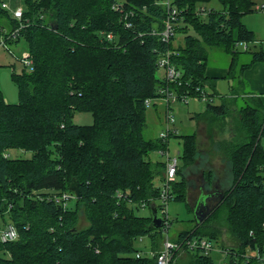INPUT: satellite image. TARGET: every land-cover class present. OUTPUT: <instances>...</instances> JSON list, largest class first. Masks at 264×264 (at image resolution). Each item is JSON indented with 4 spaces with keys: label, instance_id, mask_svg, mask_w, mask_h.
I'll return each mask as SVG.
<instances>
[{
    "label": "trees",
    "instance_id": "obj_1",
    "mask_svg": "<svg viewBox=\"0 0 264 264\" xmlns=\"http://www.w3.org/2000/svg\"><path fill=\"white\" fill-rule=\"evenodd\" d=\"M22 1L25 9L17 19L0 0V46L23 40L32 61L11 73L16 104L6 103L0 92V218L5 223L0 236L9 226L17 233L10 241L0 238V264H155L170 221L165 225L160 214L166 162H152L149 154L168 148L167 138L142 136L146 101L161 98L158 91L164 87L189 97L200 98L204 92L211 100L204 91L207 48L220 46L235 54L237 44L255 41L241 21L253 11L252 0H218L222 9L205 14L198 8L210 0H169L176 16L168 42L156 34L169 16L157 0ZM189 28L197 37L189 35ZM166 51L172 52L170 61L181 74L180 86L157 75L156 62ZM251 57L264 65V48L260 45ZM167 110L170 104H165V114ZM232 111L224 101H207L200 116L209 114L211 123L221 122ZM75 112L90 113L92 124L72 123ZM236 114L227 129L231 136L218 143L228 161L229 187L216 195L218 180L203 171L202 190L218 202L201 222L194 218L192 229L170 241L205 239L228 250L226 256L217 252L224 258L221 262L264 264L261 97H249ZM181 138L176 179L169 183L168 194L169 200L182 199L193 210L182 172L195 165L197 142L195 134ZM12 150L29 152L30 157H11ZM73 179L79 197L69 190ZM142 207L149 215L134 214V208ZM153 208L160 227L152 223ZM80 214L86 227L78 225ZM217 216L223 222L214 223ZM221 224L228 229L229 244ZM142 237L150 241V254L134 247ZM180 252L186 258L177 263ZM173 259L174 264H214L210 253L186 245Z\"/></svg>",
    "mask_w": 264,
    "mask_h": 264
},
{
    "label": "rangeland",
    "instance_id": "obj_2",
    "mask_svg": "<svg viewBox=\"0 0 264 264\" xmlns=\"http://www.w3.org/2000/svg\"><path fill=\"white\" fill-rule=\"evenodd\" d=\"M8 7V13L12 14L15 8L25 9V4L22 0H1ZM253 7L251 12L244 14L241 18L245 27L252 31L255 41L246 44L248 50L245 51L240 44L236 46L235 54L226 52L220 46H212L207 48V59L205 63L204 75L208 82L204 85V91L211 97V102L214 105L220 104L221 101L229 104L233 111L224 121H212L209 114L205 117L200 116L205 112L206 102L198 97H190L187 103L176 101L170 103V114L173 117L171 129L176 131V136H167V151L170 158L178 157L182 153V138L184 135L195 134L197 142L198 154L195 158V165L185 167L182 174L184 175L188 189L186 200L189 205L195 206V201L199 198L202 185L201 173L210 171L215 179L218 180L217 190L228 188L230 184V175L228 161L221 148L219 142L227 140L230 133V125L237 119V109L248 101L251 96H260L264 103V65L262 62H252L251 53L258 51L260 45L264 48V10H257V7L264 5V0H252ZM204 8L209 10H221L222 5L218 0H210L204 4ZM2 22V21H1ZM4 22V21H3ZM2 22V23H3ZM7 31V30H5ZM189 35L197 37L194 30L189 28ZM0 42L2 41V32L0 33ZM182 35L177 38L181 39ZM244 44V43H243ZM27 54V45L23 40L17 43H7L6 46H0V92L4 101L8 104H16L18 102L17 86L11 80V73H19L24 67L22 58ZM233 64V65H232ZM233 69L229 74V67ZM241 66H247L240 70ZM25 68H27L25 66ZM158 77L164 76V71L158 69ZM213 85V88L211 87ZM215 93V94H212ZM212 94V95H211ZM218 94V95H217ZM202 117V118H201ZM72 123L77 125L92 124V116L88 112H75L72 117ZM165 130V101L163 98H156L151 101V104L145 111V126L142 131V136L145 139H153L158 137ZM231 132V131H230ZM229 134V135H228ZM237 140V138H236ZM12 157L29 158V152L12 150L9 152ZM152 162L165 161L166 157L161 156L158 152L149 154ZM178 165L182 162L178 158ZM176 179V178H175ZM156 185H160V181L156 178ZM66 196V195H65ZM202 197V196H200ZM217 199L210 200L209 209L217 204ZM71 203L69 202V205ZM134 214L137 216L149 215V210L146 207L134 208ZM167 218L170 221V226L167 232V237L173 240L180 231L190 230L194 226V213L189 209L186 202L182 199H171L166 205ZM79 227L87 226L83 215H79ZM214 223L223 222L218 216L215 217ZM5 223L0 218V229ZM223 226V224H221ZM224 227V238L227 243L230 242V235L226 226ZM165 239L163 233L162 241ZM147 237H142L136 240L134 247L141 254H150V243ZM213 247L218 244L212 241ZM214 264H219L224 258L217 251L210 252ZM185 252L179 253L177 263L184 260Z\"/></svg>",
    "mask_w": 264,
    "mask_h": 264
},
{
    "label": "built area",
    "instance_id": "obj_3",
    "mask_svg": "<svg viewBox=\"0 0 264 264\" xmlns=\"http://www.w3.org/2000/svg\"><path fill=\"white\" fill-rule=\"evenodd\" d=\"M159 1L161 4H164L168 10V14L169 16L167 17V19L164 22V28L161 32L156 33L159 34L161 37V40L163 42H168L170 41V39L174 36V21H175V14L176 11L174 9L170 10V1L169 0H157ZM2 7L4 9H8L7 5L5 3L2 4ZM198 13L199 14H205L207 11V9L201 7L198 8ZM257 10H264V5H262L261 7H257ZM12 14L15 18L20 19L22 16V10L20 8H15L12 10ZM21 27V26H20ZM17 31L18 29L12 34V36H16L17 35ZM108 39L112 38L111 34H108L106 36ZM4 42L1 41L0 45H2ZM244 50L247 49L246 44L244 43H240ZM240 44H237V46H239ZM172 55V52L170 51H166L165 53H163V55H161L156 64L157 67L159 69H162L164 71V78L166 80V82H170V83H174L177 86L181 85V74L180 72L174 67V65L172 64V62L170 61V57ZM22 63L24 66L29 67L32 64V61L28 55V53L22 58ZM158 94H160L165 101L166 107L169 106L170 103L176 102V101H180L183 103H187V99L190 98L189 96L183 94V95H177L174 90H169L167 87H164L162 89H159ZM200 99L204 100L205 102L207 101H211L205 94L204 92L200 93ZM151 103V101H146V105L149 106ZM165 130L164 132H162L158 137L159 138H167L169 133H176V131L174 129L170 128V125L173 123V117L170 114V111L167 110V113L165 114ZM158 153L161 156H165V162H166V168H165V179L162 183L161 186V191H160V201L163 205V207L160 209V214L161 217L163 219V223L166 225V219H167V214H166V205L168 203L169 200V183L174 181L175 178V173H176V167H177V162H176V158H170L168 155V151L167 150H160L158 151ZM65 197L64 195L62 196V199L64 200ZM166 232V230H165ZM17 237V233L16 230L12 227L9 226L6 230H3L1 232V240L3 242L6 241H10L13 240ZM182 245H186L189 249L191 250H198L204 254H209L211 251L215 250L219 253H222L223 255L226 256L228 250H224L222 248L219 247H213V245L205 240V239H194V240H190V241H185V242H181V243H176L173 241H170V239L167 237V234L165 233V239L162 241L161 244V249L159 250V252L156 255V263L155 264H174V252L177 250L181 249ZM219 264H226V262H220Z\"/></svg>",
    "mask_w": 264,
    "mask_h": 264
},
{
    "label": "water",
    "instance_id": "obj_4",
    "mask_svg": "<svg viewBox=\"0 0 264 264\" xmlns=\"http://www.w3.org/2000/svg\"><path fill=\"white\" fill-rule=\"evenodd\" d=\"M52 28H55V25H52ZM69 190L74 194L75 197H79V188L76 180H72L69 185ZM207 200L206 197L201 202H196L193 213L196 222H201L206 215L210 212V209L207 207ZM152 223L155 227H160L161 225V218L156 215V209H152Z\"/></svg>",
    "mask_w": 264,
    "mask_h": 264
},
{
    "label": "flooded vegetation",
    "instance_id": "obj_5",
    "mask_svg": "<svg viewBox=\"0 0 264 264\" xmlns=\"http://www.w3.org/2000/svg\"><path fill=\"white\" fill-rule=\"evenodd\" d=\"M202 188H203V184L200 186V189H201V191H202V192L200 193V196H202V197H199L196 201H197V202H201V201L204 200L206 197H208V200H207V203H206V204H207V207L209 208L211 192L203 191ZM214 193H215L216 195H219V196H220V192L217 191L215 188H214Z\"/></svg>",
    "mask_w": 264,
    "mask_h": 264
}]
</instances>
